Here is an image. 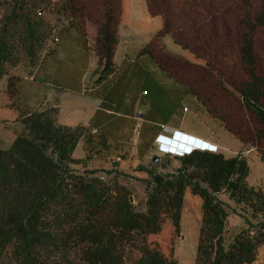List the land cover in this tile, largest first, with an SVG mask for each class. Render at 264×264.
Wrapping results in <instances>:
<instances>
[{"label":"trees","instance_id":"16d2710c","mask_svg":"<svg viewBox=\"0 0 264 264\" xmlns=\"http://www.w3.org/2000/svg\"><path fill=\"white\" fill-rule=\"evenodd\" d=\"M142 2L149 17L160 19V29L137 57H148L264 161V0ZM50 7L49 0H0V81L5 78L11 103L20 78L7 72L21 67L31 77L36 71L53 31L41 16ZM62 11L84 40L85 23L95 28V83L106 81L115 72L120 0H65ZM164 36L202 64L166 52ZM56 114L52 108L30 113L20 121L21 133L0 149V264H176L173 242L179 237L185 189L201 200L194 264L256 260L264 245L263 225L253 234L245 220L248 228L223 246L227 215L217 195L242 204L252 216L264 215V191L247 186L243 158L193 150L165 156L179 163L171 175L138 167L151 181L145 210L137 211L130 191L116 179L105 184L97 173L85 177L70 169L105 160L106 135L94 143L88 128L59 126ZM79 142L84 157L74 160ZM143 143L144 152L151 149L150 140Z\"/></svg>","mask_w":264,"mask_h":264},{"label":"rangeland","instance_id":"374dc122","mask_svg":"<svg viewBox=\"0 0 264 264\" xmlns=\"http://www.w3.org/2000/svg\"><path fill=\"white\" fill-rule=\"evenodd\" d=\"M49 1L51 3L50 9L45 14H42V12L39 11V15L42 14V18L46 20L49 26L53 29L51 38L45 43L44 51L55 47V42L53 40L56 37L60 42L56 46L54 53L46 60L44 73H39L35 85L38 89L47 90L48 88H46V85L51 84L53 87H58L61 90H68L71 94H79L85 89H89L94 77L96 80L94 72L97 70V60L91 49L96 35L95 29L91 30L93 35L90 37L91 39H89V43H87L86 38V42L80 44V40H84V38L78 32V29L73 28L74 31H77L76 34L79 38L78 41H76L75 36L69 37L68 43L67 32L64 33L63 31L65 29H70L67 24L69 18L66 11L60 12L61 3L65 0ZM137 1L143 3L142 0ZM129 8L130 9L126 12V20L125 18L123 20V26H125L126 29L122 28L121 31L123 45L128 47L130 52H132L131 49L135 48L133 51L134 53L127 54L124 61H122L124 58L122 57L123 59H121L120 54L117 55L114 60V74L106 80L105 85L99 90L100 94H104L110 90L114 91L119 87L122 91L126 84L132 80L126 87L125 92L122 93L119 101L115 100L112 104L106 106V109H109L114 114L112 119L117 118V121L124 129L125 134H122L121 138L122 140H127L122 142L127 150L126 152H123V149L118 151L117 148H108L107 152L104 154V157L106 158L104 164L101 162L102 164L93 166V168L90 169L88 168V170H85L83 173L81 172V169L79 170L77 168L72 169V172L76 174L82 173L85 177L90 173H97V179L105 184H109L112 179L117 180V177L121 176V182L117 181L124 186L128 184L129 187H127V189L130 191L132 205L137 211H144L146 192L150 187L151 180L146 173L137 170V168L142 167L143 169H151L160 175L167 176L174 174L179 168L177 160L171 157H165L157 152L155 153V148H151L152 150L150 149V151L148 150L147 152L152 153L151 157L157 156L159 158L157 165L152 164L149 160L146 167L139 165L132 170L145 174L147 177L146 179H140L138 176L132 174L123 175L118 173L113 170L110 163L112 161H117L116 163L119 164L121 161L127 159L130 160V162L127 163L128 169L129 167L132 168L133 158L130 156L131 152L134 153L135 151H138L139 153L140 150L144 151L146 147L142 146V142H146L147 138L152 139L155 131L159 130L157 126L164 124L166 118L172 115L176 120H180L181 117H183L181 122L182 127L184 130L191 132V134L202 137L208 135L213 138V141L220 146L217 153H221L225 158H243L249 169V174L246 179L247 186L255 190L264 191V161H260L252 149L247 146H241L236 138L223 130L220 124L210 118L194 98L189 97L188 95L185 96L182 87L168 79L157 69L155 64L148 57H137V50L142 48V44H146L144 39L139 36L140 31L144 28V24L139 17L138 11L134 9L133 0H130ZM87 10L89 11V9ZM1 13L2 12H0V14ZM164 38L165 40L163 41V44L166 52L178 57L184 55L183 58L187 61L194 64H202L201 61L193 59L188 52L183 51L173 44L168 36H164ZM79 45H82V47ZM43 55L44 52L41 53L40 57L42 58ZM130 71H132L136 78L130 77ZM7 73L9 76L20 78L16 87L17 93L18 91L24 93L25 91L26 93L30 92L31 94L36 91H33V84L31 82L24 81L23 78L28 77L26 76L27 71H24L23 68H12L9 69ZM138 76L141 79H139ZM41 80L44 81L39 83ZM0 82L4 85L5 78ZM16 100H21H18V95L16 96ZM132 100H137V105L139 104V107L136 108L138 114L134 116L132 115L133 106L130 105ZM23 107L24 105H22V108ZM149 108L158 114L152 115V113H150L148 116L145 115V111ZM183 108H185L187 112H185V109ZM182 109L183 112H185L184 114H182ZM141 114H144V117L139 120L124 119V117L128 116L130 118H135V116L138 117ZM91 136L93 137L94 143L101 141L99 133ZM167 136L170 135L167 134ZM134 140H136L135 143ZM3 144H5V142L0 143V146L8 148L9 145L3 146ZM202 147L205 148L206 146ZM73 152V157L81 154L80 144L75 147ZM95 162L99 161L95 160ZM153 165H156V167L153 168ZM112 173H116V176H112ZM218 199L224 204V210L227 215L223 232L224 247H227L231 243L234 234L248 228L245 224V220L250 223V231L253 234L259 232L262 229V225L264 226V215L252 216L248 208L242 204H237L236 202L229 200L223 193L218 195ZM263 251L264 245L257 249L256 255L258 254V259L261 256V254H259L261 252L264 259ZM262 257H260V259H262Z\"/></svg>","mask_w":264,"mask_h":264},{"label":"crops","instance_id":"0c3cea01","mask_svg":"<svg viewBox=\"0 0 264 264\" xmlns=\"http://www.w3.org/2000/svg\"><path fill=\"white\" fill-rule=\"evenodd\" d=\"M133 2H134V9L138 11L139 17L144 24V28L140 31L139 36L144 39L145 43H147L152 37V35L159 29L160 20L159 18L148 17L143 3H139V1L137 0H133ZM120 3H121V15H120L119 25L117 28L118 44L115 48V52L113 56L114 64H115L114 60L118 54H120L121 59L124 58L122 60L124 61L125 58L127 57V54L134 53L133 51L135 49V48L131 49L132 52H130L128 47H125L123 45L124 43L122 40V31H121L122 28L126 29V27L123 26V20L126 17L127 10L130 9L129 8L130 0H120ZM92 29L95 28L90 23L86 22L84 25V31H85V40L87 38V43H89V39H91L90 37H92L93 35L91 33ZM63 32L64 33L67 32L68 43H69L68 38L73 36H75V40L78 41L79 37L76 34L77 31L76 30L74 31L73 28L65 29ZM85 40L82 39L80 40L79 43L83 44V42H86ZM161 40H162V45L164 47L163 41L165 40V38L162 37ZM53 41L55 42V47L53 49H47L44 51V55L42 57L43 59L41 63L38 65L33 75L28 78H23L24 81L31 82L33 84V91L36 90L35 92L30 94V92L26 93L24 91V93H21V91H18L17 93L18 100L19 99L21 100L19 101L16 100L14 103H11L7 94L5 93V82L4 85L1 84L2 82H0V143L5 142L3 146L10 145L12 143L16 135L21 133L22 131V125L20 121L24 117L28 116L32 112H41L46 109L52 108L55 109L57 112L55 117L57 125L67 128H75V127L88 128L93 135H96L98 133L105 134L107 148L109 149L117 148L118 151H120V149H123L122 151L126 152L127 149H125L124 143L122 142L127 140L126 139L122 140L121 138V135L125 134L124 129L117 121L116 117H115L116 119H112L114 117V114L109 109H106V106L112 104L114 100L121 98L122 93L125 92L126 87L131 83L132 80H130L129 83L126 84L125 88L122 91L121 88L119 87L114 91L110 90L104 94H100L99 90L102 89L106 81H103L101 83H95V77L92 81V84L89 86V89L87 90L85 89L83 92L75 95L69 93L68 90H61L58 87H53L51 84L46 85V88H48L47 90L38 89V87L35 85V82H37L38 80V75L40 72L44 73L46 67V60L54 53L56 46L60 42V40L57 37ZM143 45L144 44H142L141 46ZM80 47H82V45ZM180 56L184 57V55H180ZM129 75L130 77L136 78V76L133 75L132 71H130ZM138 78L141 79L139 76ZM43 81L44 80H41L39 81V83ZM130 103H131L130 105L133 106L132 115L134 116L138 114L136 108L139 107V104L137 105V100L135 101L132 100V102ZM22 105H24L23 108ZM183 109H182V114L187 112L186 109L185 112H183ZM150 113H152V115L158 114L157 112H154L151 108L145 111V115L147 116L150 115ZM136 117L137 116H135V118L134 117L130 118L128 116V117H124V119L139 120L144 117V114H141L137 118ZM182 118L183 117H181L180 120H176L171 115L168 116V118H166L164 124H160L159 126L156 125L159 128V130L155 131L152 139L147 138V140L151 141V148H155L154 139L158 135H166L164 133L159 132L161 128H166L167 133L171 134L176 132L177 133L176 137H179L182 140L190 139L200 144L215 146L217 147V149H219L220 146L215 141H213V138L209 137L208 135L202 137L195 134H191V132L184 130L181 124ZM5 129L8 131H6ZM78 144H80L81 154L77 155L76 157L72 156L74 160H80L84 157V153L82 150L83 144L82 142H79ZM142 146L144 147L143 142H142ZM0 149H6V148L0 146ZM176 149L179 148L176 147ZM151 155L152 153L144 152L141 150L139 153L138 151H135L134 153L131 152L130 156L133 158L132 168L129 167V169L127 163L130 162V160L127 159L121 161L119 164L116 163L117 161H112L110 164L111 167H113V170L117 171L118 173H121L123 175L132 174L138 176V178L140 179H146L147 177L145 174L138 173L132 170L139 165L146 167L148 161L151 159ZM104 161L105 160L100 162H93L85 168H81L78 166H70V169L71 170L74 168H77L79 170L81 169V172L83 173V171L88 170V168L90 169L93 168V166H97L102 163L104 164ZM97 175L98 174H96L95 176ZM112 176H116V173H112ZM120 179H122L121 176L117 177V180L119 182H121ZM126 187H129L128 184L126 185ZM200 221H201V200L199 199V197L192 195L189 189H185L182 208H181V216L179 221V237L175 238L173 242V258L176 264H194V257H195ZM259 254H261L260 257H262V252ZM260 257L258 259V254H257L256 260L252 264H264L263 257L262 259H260Z\"/></svg>","mask_w":264,"mask_h":264},{"label":"built area","instance_id":"2783aa9c","mask_svg":"<svg viewBox=\"0 0 264 264\" xmlns=\"http://www.w3.org/2000/svg\"><path fill=\"white\" fill-rule=\"evenodd\" d=\"M161 133H164V134H166V135H158L155 139H154V146H155V150H156V152L157 153H160V154H162L163 156H174V157H182L183 155H187V154H189L188 152H186V153H182V152H180V151H172L173 153H175V154H170V152L169 153H167L164 149H162V140H166V144H165V146H168L169 147V142L170 141H173V137H174V135L175 134H177L176 132H174V133H171V134H169V133H167V130H166V128H161ZM167 134H169L170 136H167ZM171 139V140H170ZM136 142V140H134V143ZM195 150H198V151H203V152H210V153H216V152H218L217 150V147H215V146H208V148H206V151H204V150H200V148H198V149H195Z\"/></svg>","mask_w":264,"mask_h":264},{"label":"bare ground","instance_id":"6f19581e","mask_svg":"<svg viewBox=\"0 0 264 264\" xmlns=\"http://www.w3.org/2000/svg\"><path fill=\"white\" fill-rule=\"evenodd\" d=\"M175 136V138H176V140H178V142L179 143H176L175 141H170V143H172V144H175V145H173V148H171V145L168 147V146H165V144H166V140H162V149H164L167 153H169L170 151V154H175V153H173L174 152V148H176V147H178L179 149L178 150H180V149H184V147L186 146V145H188V144H191L192 146L191 147H189V149H188V153L189 152H191L193 149H198V148H200V150H204V151H206V148H208V145H206V144H200L201 146L199 147H197V146H195V142L196 141H194V140H190V139H185V140H182V139H180L179 137H176L177 135H174ZM171 140V139H170ZM202 146H206L205 148H203ZM187 147V146H186ZM173 151V152H172Z\"/></svg>","mask_w":264,"mask_h":264},{"label":"water","instance_id":"95a60500","mask_svg":"<svg viewBox=\"0 0 264 264\" xmlns=\"http://www.w3.org/2000/svg\"><path fill=\"white\" fill-rule=\"evenodd\" d=\"M176 135V134H175ZM173 141H175L176 143H179L178 142V140H176V138H175V136L173 137ZM195 144V146H201L200 145V143H197V142H195L194 143ZM171 145V148H173V145H175V144H172V143H170L169 142V146ZM187 146V147H186ZM185 147H184V149H180V150H178V149H176V148H174L173 150L174 151H180V152H182V153H186L187 151H188V149H189V147H191L192 145L191 144H188V145H186ZM158 161H159V158L157 157V156H152L151 157V159H150V162L152 163V164H157L158 163ZM129 202L130 203H132V199L131 198H129Z\"/></svg>","mask_w":264,"mask_h":264},{"label":"clouds","instance_id":"9594fccd","mask_svg":"<svg viewBox=\"0 0 264 264\" xmlns=\"http://www.w3.org/2000/svg\"><path fill=\"white\" fill-rule=\"evenodd\" d=\"M193 150H195V149H193ZM193 150H192V151H193ZM192 151H191V152H192ZM189 153H190V152H189Z\"/></svg>","mask_w":264,"mask_h":264}]
</instances>
